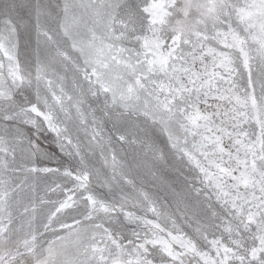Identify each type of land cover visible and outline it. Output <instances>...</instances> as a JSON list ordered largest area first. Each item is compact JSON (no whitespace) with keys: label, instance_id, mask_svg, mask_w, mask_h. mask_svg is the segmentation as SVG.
<instances>
[{"label":"snow or ice","instance_id":"obj_1","mask_svg":"<svg viewBox=\"0 0 264 264\" xmlns=\"http://www.w3.org/2000/svg\"><path fill=\"white\" fill-rule=\"evenodd\" d=\"M0 264H264V0H0Z\"/></svg>","mask_w":264,"mask_h":264}]
</instances>
